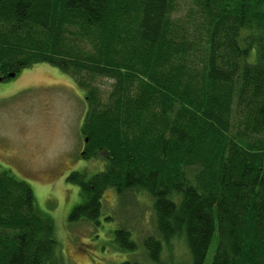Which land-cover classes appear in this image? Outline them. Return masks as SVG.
<instances>
[{"label": "trees", "instance_id": "1", "mask_svg": "<svg viewBox=\"0 0 264 264\" xmlns=\"http://www.w3.org/2000/svg\"><path fill=\"white\" fill-rule=\"evenodd\" d=\"M196 2L182 23L176 0H0V74L44 62L84 88L113 82L106 103L84 94V149L106 163L101 188L68 176L84 190L70 219L97 220L103 187L136 189L155 214L158 236L142 242L152 264L174 239L188 264L209 250L208 264H264V0ZM82 37L93 50L75 53L68 38ZM36 205L0 167V264H62ZM113 246L136 250L122 227Z\"/></svg>", "mask_w": 264, "mask_h": 264}, {"label": "rangeland", "instance_id": "2", "mask_svg": "<svg viewBox=\"0 0 264 264\" xmlns=\"http://www.w3.org/2000/svg\"><path fill=\"white\" fill-rule=\"evenodd\" d=\"M198 7L196 0H176L172 19L185 23ZM68 41L75 53L93 50L90 37ZM22 73L18 78L0 82V167L9 169L33 188L37 209L53 225L60 262L119 264L128 259L152 264L142 244L146 237L158 236L148 193L103 187L99 192L97 220L69 218L73 207L83 203L84 190L68 180V176L74 173L78 179L81 174L89 188L90 185L101 188L97 177L106 163L102 151L95 155L85 153L84 160L80 159L85 151L84 94L89 87L96 88L100 101L106 103L113 82L103 76L93 80L85 77L88 87L84 88L76 83L72 73L44 62L30 64ZM121 227L135 241L134 252L113 246L115 230ZM170 254L183 264L189 262L182 240L174 239L170 249L163 243L157 264H167ZM210 255L209 250L205 264Z\"/></svg>", "mask_w": 264, "mask_h": 264}, {"label": "flooded vegetation", "instance_id": "3", "mask_svg": "<svg viewBox=\"0 0 264 264\" xmlns=\"http://www.w3.org/2000/svg\"><path fill=\"white\" fill-rule=\"evenodd\" d=\"M25 68V67H24ZM24 68H22L21 70H8V71H6L5 73L3 72V75H1V77H2V80H0V82L1 81H3V79L4 80H6V79H9V78H18L19 76H22V70L24 69ZM10 73H12L13 74V76H10ZM85 150V149H84ZM83 152V155L80 157V159H81V161H83L84 159H82L83 157H86V155H85V151H82ZM81 152V153H82ZM80 159H78V157H77V160H80ZM91 188H92V186H91ZM33 189V188H32ZM34 192V191H33ZM34 196H35V194H34Z\"/></svg>", "mask_w": 264, "mask_h": 264}, {"label": "water", "instance_id": "4", "mask_svg": "<svg viewBox=\"0 0 264 264\" xmlns=\"http://www.w3.org/2000/svg\"><path fill=\"white\" fill-rule=\"evenodd\" d=\"M10 76H13V74L10 73ZM0 80H2L1 74H0ZM84 142H86V139H84Z\"/></svg>", "mask_w": 264, "mask_h": 264}]
</instances>
